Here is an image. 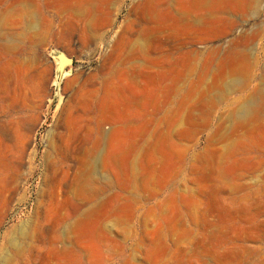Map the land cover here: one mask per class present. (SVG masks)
Here are the masks:
<instances>
[{"label": "rangeland", "instance_id": "1", "mask_svg": "<svg viewBox=\"0 0 264 264\" xmlns=\"http://www.w3.org/2000/svg\"><path fill=\"white\" fill-rule=\"evenodd\" d=\"M0 264H264V0H0Z\"/></svg>", "mask_w": 264, "mask_h": 264}, {"label": "water", "instance_id": "2", "mask_svg": "<svg viewBox=\"0 0 264 264\" xmlns=\"http://www.w3.org/2000/svg\"><path fill=\"white\" fill-rule=\"evenodd\" d=\"M57 56H58V58H59V64H58V72L59 73H64L65 72V69L63 68V71L62 70H60V61H61V57L63 56L65 59H66V61L64 62V64H66V63H72L73 62V59L72 58H69L68 56H66L64 53H62V52H59L58 54H57ZM63 64V65H64ZM63 67V66H62Z\"/></svg>", "mask_w": 264, "mask_h": 264}, {"label": "bare ground", "instance_id": "3", "mask_svg": "<svg viewBox=\"0 0 264 264\" xmlns=\"http://www.w3.org/2000/svg\"><path fill=\"white\" fill-rule=\"evenodd\" d=\"M66 61V59L62 56L61 57V61H60V70H62L63 71V68H64V66H65V64H64V62ZM64 64V65H63ZM63 66V67H62Z\"/></svg>", "mask_w": 264, "mask_h": 264}]
</instances>
